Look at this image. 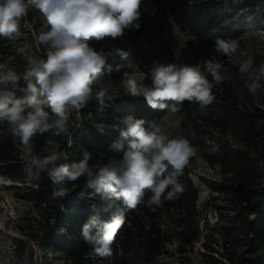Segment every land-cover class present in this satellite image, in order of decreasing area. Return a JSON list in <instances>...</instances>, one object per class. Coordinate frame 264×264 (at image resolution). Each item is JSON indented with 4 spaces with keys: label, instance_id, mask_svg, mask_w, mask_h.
Here are the masks:
<instances>
[{
    "label": "trees",
    "instance_id": "16d2710c",
    "mask_svg": "<svg viewBox=\"0 0 264 264\" xmlns=\"http://www.w3.org/2000/svg\"><path fill=\"white\" fill-rule=\"evenodd\" d=\"M233 1L142 0L141 16L136 21L139 28L132 25L122 35L133 63L142 74L143 86L151 87V69L155 65L169 63L200 64L213 85L215 99L206 109L185 101L175 115L180 119L182 136L197 149V157L219 165L228 177L221 186L222 191L231 195L228 206L233 216L221 239L202 229L197 209L199 191L191 177L197 157L192 158L182 175L175 177L183 190L173 192L168 199L174 188L169 185L161 195V204L152 206L154 211L147 207L154 195L149 190L136 209H129L122 198L109 197L90 186L101 167L123 162L132 138H123L121 131L127 128L129 118L133 122L143 120V127L151 131L163 114L160 109H152L143 95L125 92L126 59L107 48L109 37L93 38L88 41L89 46L104 52L106 62L91 86V97L81 108L69 109L64 132L55 135V128L37 130L25 146L22 131L0 118V176L22 184L24 196L38 208L43 223L39 231L31 226L23 231L26 241L17 240L22 244L25 264H37L27 244L32 240L37 241L43 253H55L59 264H175L176 257L166 249L168 244L176 245L177 259H187L186 253L193 252L198 242L203 249L197 251L201 264H264V149L256 155L250 151L259 137L264 138V122L261 123L264 110L244 101L229 78L235 69L232 60L241 48V38L264 25V0H241L238 4ZM257 7L260 11L250 20L243 17V10ZM23 19L34 33L48 31L43 15L34 7L30 6ZM175 28L187 36L179 49L175 48ZM217 39L236 40L239 47L231 57L225 56L215 51ZM23 40L22 33L16 39L0 36V65L17 71L18 79L8 89L15 94L14 102L18 101L27 112L34 110V106L29 94H21L27 87L23 73H27L26 64L30 62L17 45ZM206 60L222 65L221 83L216 84L205 71ZM105 88L107 94L101 103L96 93ZM39 106L54 119L49 106ZM216 136L221 141L222 137H231L234 144L226 139L221 149L213 151L218 143L207 147L205 140ZM29 147L31 151L26 157ZM53 154L57 159L44 168L31 163L33 157L43 160ZM85 160L91 176L85 172L75 181L65 179L57 184L49 175L52 167L67 166L72 170ZM61 189L66 190L64 195L54 197L53 193ZM121 215L124 224L110 245L112 255L97 256L94 252L97 245L83 238L84 224L95 218L98 221V226L92 229L95 235L102 232L105 222Z\"/></svg>",
    "mask_w": 264,
    "mask_h": 264
},
{
    "label": "clouds",
    "instance_id": "9594fccd",
    "mask_svg": "<svg viewBox=\"0 0 264 264\" xmlns=\"http://www.w3.org/2000/svg\"><path fill=\"white\" fill-rule=\"evenodd\" d=\"M141 5L142 0H0V36L18 34L20 21L28 15L30 6L39 10L48 26V31L38 37L41 44L49 46L46 59L34 61L33 67L24 77L27 81L26 91L32 94L34 110L26 112L18 101L14 102L13 92H0V118L8 120L22 131L25 146L37 130L44 132L55 128V135L65 131L69 109L81 108L91 97V86L106 62V54L90 47L88 41L93 38L101 40L105 37H120L132 25L139 28L136 21L141 16ZM238 47L236 40L217 39L215 51L231 57ZM117 52L123 59H127L128 53L119 49ZM251 63L249 58L240 65V71L246 72ZM221 68L219 62H204L205 71L216 84L224 80L220 74ZM259 71L264 75V64ZM17 79L9 71L6 76L0 77V82L11 80L15 83ZM151 81V87H145L134 77H129L123 81V87L132 96L143 95L152 109H168L173 114L180 111L185 101L195 102L203 110L215 99L213 85L201 71L200 64H157L151 69ZM247 87L255 95L260 85L254 82ZM106 94L105 88L96 93V98L103 103ZM37 97L45 98L54 119H50V114L39 106ZM126 123L127 128L121 131V136L132 139L123 162L118 166L110 164L101 167L90 181V186L109 197L122 198L129 209H136L145 191L149 190L154 195L147 207L154 211L152 206L161 204V195L169 185H174V188L168 193V199L173 196V192L183 190L176 183L175 177L182 175L192 158L197 157V149L182 135L169 138L157 124H153L149 131L143 127V120L133 122L129 118ZM218 150L217 145L213 151ZM30 151V147L26 149V157ZM56 159L55 154L43 160L33 157L31 163L44 168ZM195 163L203 166L206 161L197 157ZM85 172L92 175L86 160L72 170L67 166L52 167L49 175L53 182L59 184L65 179L75 181ZM65 191H56L53 196L61 197ZM123 224V215L118 216L111 222H105L102 232L93 235L92 229L98 226V221L93 218L84 224L83 238L97 245L94 249L97 256H111L110 245Z\"/></svg>",
    "mask_w": 264,
    "mask_h": 264
},
{
    "label": "rangeland",
    "instance_id": "374dc122",
    "mask_svg": "<svg viewBox=\"0 0 264 264\" xmlns=\"http://www.w3.org/2000/svg\"><path fill=\"white\" fill-rule=\"evenodd\" d=\"M235 4L241 2V0H234ZM260 7L256 9L243 10V17L246 20H250L254 13H258ZM23 25L21 31L18 34L12 36L16 39L19 34H23L25 40L18 43L21 46L25 57L30 58V62L27 61L26 70L33 67V62L39 59H46L49 46L41 44L38 41V37L44 31L34 33L30 24L23 19ZM25 28V29H23ZM175 35V48L179 49L187 36L180 32L177 28L174 31ZM241 48L232 60V64L235 66L233 75H230V80L233 82L239 95L244 101L250 103L251 106L264 110V75L260 74V67L264 64V25L257 26L254 30L248 31L240 40ZM107 48L111 51L118 53L117 49L128 53L127 61V74L126 79L134 77L138 83L141 84L142 74L138 71L136 65L133 63L130 49L123 37L108 39ZM251 58V66L246 72L240 71V65ZM9 71L17 75L15 69H5L0 67V77L6 76ZM26 73H23L25 76ZM12 81L0 82V92L10 91L8 85ZM257 83L260 85L256 89L255 95L249 91L248 84ZM142 85V84H141ZM21 94H29L26 89H22ZM15 95V94H14ZM39 105L48 107L44 97H37ZM162 117L157 125L161 127L162 132L174 138L177 135H182L180 128V119L175 114L171 113L168 109L162 110ZM264 119H261V123ZM216 136L213 139L207 138L205 145L207 147L217 144L221 149V145L228 143L234 144V140L230 137H222V141ZM264 149V138L259 137L257 142L253 145L250 151L253 154H258ZM205 161V160H204ZM192 180L199 191V197L197 200V209L200 214V220L202 229L204 232L209 231L216 238L221 239V235L224 232V227L230 223V219L233 216V212L229 209L231 195L222 191V184L227 182V175L219 165H211L206 162L203 166L195 165L191 171ZM20 182H16L4 176H0V264H25L23 256L21 255V246L17 242L18 239L26 241V236L23 231L28 227H33L35 230L42 228V221L38 208L24 196L23 187ZM29 249L33 251L34 260L37 264H59L56 259L55 253L47 251L43 253L40 249L37 241H27ZM20 245V246H19ZM175 244H168L166 249L172 253L175 258V264H201L197 251L203 250L200 246V242L195 243L194 251L186 253L187 259H177L178 253L175 250ZM24 256H27V249L24 250ZM45 256V257H44Z\"/></svg>",
    "mask_w": 264,
    "mask_h": 264
}]
</instances>
